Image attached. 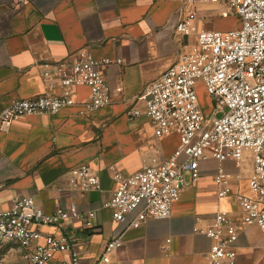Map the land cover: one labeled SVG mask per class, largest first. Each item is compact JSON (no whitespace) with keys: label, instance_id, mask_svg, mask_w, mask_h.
<instances>
[{"label":"crops","instance_id":"obj_1","mask_svg":"<svg viewBox=\"0 0 264 264\" xmlns=\"http://www.w3.org/2000/svg\"><path fill=\"white\" fill-rule=\"evenodd\" d=\"M189 6L184 0H0V110L14 99L49 91L41 76L45 62H63L81 49L97 59H122L104 70L110 105L91 110L89 87L76 86L71 89L73 105L55 114L22 116L0 130V210L9 208L16 196H32L49 213L72 202L80 210H95L92 227L80 221L41 227L45 233L65 232L86 262L94 261L105 243L123 231L125 224L103 207L116 187L115 174L162 161L179 144L176 134L158 138L145 114L126 115L142 106L135 96L195 42L199 29L239 25L221 5L203 2L194 7L193 33L178 36L175 25ZM83 165L99 176L101 190L68 188L70 174ZM218 165L214 159L203 161L194 183L186 175L171 217L149 218L125 230L123 245L111 254L113 263L208 264L210 240L194 227L210 224L219 209L238 218L236 197L249 193L251 175L250 160L240 168L225 161L224 168L241 177L232 196L219 198L214 182ZM235 252L236 264H264V233L258 226L239 230Z\"/></svg>","mask_w":264,"mask_h":264},{"label":"built area","instance_id":"obj_2","mask_svg":"<svg viewBox=\"0 0 264 264\" xmlns=\"http://www.w3.org/2000/svg\"><path fill=\"white\" fill-rule=\"evenodd\" d=\"M203 2L221 5L238 18L239 25L228 30L199 29L195 42L135 96L142 106L126 115L145 114L158 138L176 134L179 144L162 161L131 174H115L116 187L103 207L112 210L115 221L125 224L123 231L105 243L94 261L86 262L65 232L45 233L41 227L59 228L72 221L92 227L95 210H80L72 202L49 213L32 196H16L9 208L0 210V246L15 244L20 264H114L111 254L123 245L124 231L149 218L171 217L186 175L196 182L201 177L200 164L210 159L219 163L214 174L219 198L232 196L234 182L241 177L224 168L225 161L240 168L250 160L251 175L249 193L236 197L238 218L219 209L210 224L194 227L210 240L207 263L236 264L235 242L243 226L256 225L264 233V0H184L190 6L175 25L178 36L193 33L194 7ZM121 63V58L97 59L85 49L63 62L43 63L41 76L49 91L12 100L0 110V130L22 116L55 114L73 105L71 89L76 86L89 87L91 110L110 105L111 86L104 70ZM198 83L210 96L209 111L200 105ZM56 87L60 93L51 91ZM67 186L93 191L101 190L102 183L89 165H83L70 174Z\"/></svg>","mask_w":264,"mask_h":264},{"label":"rangeland","instance_id":"obj_3","mask_svg":"<svg viewBox=\"0 0 264 264\" xmlns=\"http://www.w3.org/2000/svg\"><path fill=\"white\" fill-rule=\"evenodd\" d=\"M197 92L201 107L204 111H209L211 108L210 96L201 83L197 84ZM20 261V251L15 244L9 243L0 246V264H20Z\"/></svg>","mask_w":264,"mask_h":264}]
</instances>
